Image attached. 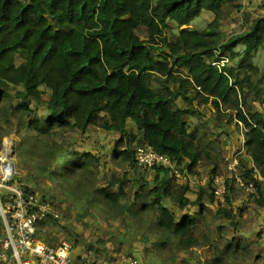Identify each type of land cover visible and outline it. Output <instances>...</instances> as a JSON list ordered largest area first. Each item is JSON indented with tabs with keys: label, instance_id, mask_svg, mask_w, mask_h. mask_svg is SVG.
I'll return each mask as SVG.
<instances>
[{
	"label": "trees",
	"instance_id": "1",
	"mask_svg": "<svg viewBox=\"0 0 264 264\" xmlns=\"http://www.w3.org/2000/svg\"><path fill=\"white\" fill-rule=\"evenodd\" d=\"M229 1L0 0L2 134L9 131L5 126L20 132V141L38 157L39 173L50 180L78 172L84 176L91 165L98 167L93 152L59 143L52 131L85 132L90 126L118 135L112 159L134 171L147 167L137 164L132 145L148 144L192 174L201 150L184 117L194 113L197 101L219 115L227 110L231 120L243 125V148L252 167L239 159V175L245 185H252L250 194L264 209V113L253 105L264 104V71L252 63L254 53L264 49V13L223 41L219 27ZM203 11L213 14L205 28H182ZM169 21L178 28L176 36L165 33ZM139 28L146 38L137 34ZM181 68L185 71L179 72ZM154 80L159 87L152 86ZM44 88L49 92L46 100ZM178 98L186 102L185 108L175 106ZM39 103L45 106L42 113ZM151 169V181L112 175L106 186H96V179L86 176L87 182H78L72 196L79 214L98 211L103 220L138 234L145 255L159 257L160 264H174L177 251L204 244L208 238L199 225L206 212L213 213V220L225 218L240 233L241 211L237 214L230 194L234 187L243 188L233 178L226 180L223 203L212 190L216 174L208 181L209 193L199 187L191 200L189 184H179L169 168ZM204 197L215 205L214 211L205 206ZM188 206L197 209L189 213ZM53 223L40 222L38 232L48 231ZM217 226L216 234H221L223 225ZM238 233L224 249L217 247L212 264H264V243L249 242Z\"/></svg>",
	"mask_w": 264,
	"mask_h": 264
},
{
	"label": "rangeland",
	"instance_id": "2",
	"mask_svg": "<svg viewBox=\"0 0 264 264\" xmlns=\"http://www.w3.org/2000/svg\"><path fill=\"white\" fill-rule=\"evenodd\" d=\"M264 0H230L224 5L222 9V20L219 29L225 33L223 41L231 38L245 30L258 16L264 13L261 7ZM213 14L209 11H203L196 17L190 25L182 26V28L203 29L207 23L211 21ZM168 37L176 36L178 28L169 21V28L165 31ZM137 34L146 38L143 29H138ZM236 49L242 50V46L238 45ZM237 58L233 59V63ZM219 61L217 65H221ZM252 63L257 66L259 71H264V49L260 48L252 56ZM185 69H179V72H184ZM153 87H159V81H152ZM45 89V88H44ZM49 92L45 89L43 99L48 98ZM194 113L185 115L184 119L188 122V128L196 132V141L200 147V159L193 168V173L190 174L182 166L178 167L179 177L176 181L179 184H189L190 190L187 196L194 200L196 192L199 187L207 190L209 193L208 181L213 174L217 176H226L229 178V171L227 170L228 160L230 158L245 159L243 142H244V128L240 123L232 118H229L227 110L225 115H219L217 110L210 105H199L197 101L194 103ZM255 108L264 113V104L254 102ZM176 107L185 108L186 102L178 98L175 101ZM44 103L38 104L40 113L44 110ZM227 114V115H226ZM130 129H134L133 124L129 123ZM5 130H9L2 134L0 130V148L2 142L10 144L14 150L13 166L15 171V179L19 183L32 182L35 184V191L39 196L53 202L54 206L59 211V218L53 223L48 231H40V237L49 242V239L55 240L57 243L60 239L68 240L72 245V256L79 258L85 256L90 264H127V257H135L139 264H160L159 257L146 256L143 247L138 239V234H133L127 231L125 227L119 226L113 220L105 221L98 211L92 210L91 213L79 214V206L72 198L75 187L78 182H87L88 178L96 179V186H106L107 178L114 176H122L126 174L131 180L135 177L144 178L146 181H151L154 176V170L151 168L137 169L136 171L130 169L127 165L122 164L112 159V152L114 150L113 140L118 138L115 133H108L95 126H90L85 132L73 131L65 128H55L52 131L55 139L63 145L72 143L74 148L79 151H91L98 156L99 161L96 162L98 167L91 165L89 172L81 176L80 173H75L69 178H60L50 180L39 173L38 166L40 164L36 154L32 153L27 147L28 145L21 139V133H14L13 127L5 126ZM243 137L241 146H238L234 137ZM213 139L215 140L213 142ZM212 140V141H211ZM19 141V144L16 143ZM136 145H132L135 148ZM58 158L59 166L60 160ZM247 167H252V161L246 163ZM213 169L215 170L213 173ZM93 173V174H90ZM255 175L259 177V173L255 171ZM212 185V184H211ZM230 201L241 215L237 218L240 233L247 237V240H256L258 243H264V209L260 208L254 201V195L250 191L234 187V191L230 194ZM172 201L166 200L168 206H171ZM203 202L205 206L212 211L215 210L214 204H209L207 198L204 197ZM223 203V202H220ZM197 209L195 206H188L186 210L191 213ZM78 213V214H77ZM213 214V213H212ZM212 214L206 212L202 217L199 227L202 229L203 236H207L203 245L197 246L190 251H177V259L174 264H183L182 259H185L184 264H212L211 258L215 250L224 249L226 241H232V236L237 235L232 225L225 218L213 220ZM1 221V220H0ZM217 223L222 224L221 234L217 232ZM2 232V225L0 227V234ZM258 232H262L261 236H257ZM236 233V234H235ZM238 233V234H240ZM215 239V241H213ZM216 244V245H214ZM92 246L89 249V246ZM96 249V250H95ZM159 261V262H158ZM155 262V263H154ZM167 264V263H164ZM261 264V263H258Z\"/></svg>",
	"mask_w": 264,
	"mask_h": 264
},
{
	"label": "built area",
	"instance_id": "3",
	"mask_svg": "<svg viewBox=\"0 0 264 264\" xmlns=\"http://www.w3.org/2000/svg\"><path fill=\"white\" fill-rule=\"evenodd\" d=\"M138 165L170 169V174L179 177L178 167L168 156L156 152L150 145L136 146ZM10 144L5 143L0 152V264H90L85 256H72V245L66 239L55 244L45 241L38 232L40 222L59 218V211L46 198L24 187L15 179V171L9 157ZM239 159L230 158L227 170L230 179L250 193L251 184L245 185L239 175ZM226 176H214L212 190L216 201L224 202L227 191ZM127 264H139L135 257H127Z\"/></svg>",
	"mask_w": 264,
	"mask_h": 264
},
{
	"label": "crops",
	"instance_id": "4",
	"mask_svg": "<svg viewBox=\"0 0 264 264\" xmlns=\"http://www.w3.org/2000/svg\"><path fill=\"white\" fill-rule=\"evenodd\" d=\"M234 139V141H235V143L238 145V146H241L242 145V142H243V137H239V138H237L236 136L233 138ZM6 143V140H4L3 142H2V145H1V148H0V152L2 151V149H3V145ZM244 154H245V151H244ZM246 157H245V159L244 160H242V161H244L245 162V164L246 163H250L251 164V158L248 156V155H245ZM10 161L12 162V159H10ZM12 164H13V162H12ZM21 184L24 186V187H26V188H28V189H30V190H33L34 192H36L35 191V184H33L32 182H27L26 184L25 183H23V182H21ZM37 193V192H36ZM1 220V219H0ZM1 223H2V221H1Z\"/></svg>",
	"mask_w": 264,
	"mask_h": 264
},
{
	"label": "water",
	"instance_id": "5",
	"mask_svg": "<svg viewBox=\"0 0 264 264\" xmlns=\"http://www.w3.org/2000/svg\"><path fill=\"white\" fill-rule=\"evenodd\" d=\"M185 120V119H184ZM13 154H14V150H13V148L11 147V149H10V153H9V157H10V159H13L12 157H13Z\"/></svg>",
	"mask_w": 264,
	"mask_h": 264
}]
</instances>
